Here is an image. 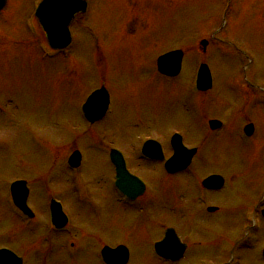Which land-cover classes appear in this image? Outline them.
<instances>
[{
  "label": "rangeland",
  "instance_id": "1",
  "mask_svg": "<svg viewBox=\"0 0 264 264\" xmlns=\"http://www.w3.org/2000/svg\"><path fill=\"white\" fill-rule=\"evenodd\" d=\"M40 1L8 0L0 14V194L11 179L38 172L27 171L35 164L48 179L37 193L53 191L57 180L68 173L60 163L68 147L83 151L96 145L84 131L80 105L90 90L104 85L111 98L106 123L118 135L145 132L146 126L135 131L136 122H147L155 134L158 128L178 129L187 147H202L196 173L224 172L229 183L223 194L213 195L221 211L211 216L198 211L200 218L195 220L198 214L193 206L184 203V214L178 200L167 201L175 196L177 184L195 188L196 181L177 176L169 187L167 176L154 169L150 180L155 188L145 212L121 208L135 213L134 217L117 218L131 253L129 264H230L231 255L220 249L230 248L233 240L223 243L222 233L213 239L204 234L206 243L200 240L203 234L199 238L196 231L188 230L207 247L189 250L178 263L158 259L152 243L146 242L156 238L166 220L177 226L179 217L185 224L181 230L208 225L238 237L242 217L232 207L239 205H246L247 225L259 227L252 237L253 248H263L264 222L255 217L251 223V211L257 203L264 205L259 201L264 200V0H87L88 12L71 29L72 52L57 56L43 53L39 46L45 40L34 21ZM201 39L209 42L204 54L196 50ZM174 49L187 53L183 73L168 80L156 73L155 64L159 54ZM200 63L208 64L213 79L212 91L202 97L190 79ZM207 118L221 120L223 130L211 134ZM234 119L252 122L254 136L242 138L241 123ZM120 138L117 145L124 146L126 141ZM53 148L61 150L63 157L51 165ZM95 151L83 154L76 176L68 174L73 193L88 197L75 209L99 216L101 197H110L108 187L114 176L104 155ZM114 210L115 203L107 205L113 223L122 214L117 206ZM87 249L81 257L92 264L95 250ZM247 252L245 259L232 264H261L257 250Z\"/></svg>",
  "mask_w": 264,
  "mask_h": 264
},
{
  "label": "flooded vegetation",
  "instance_id": "2",
  "mask_svg": "<svg viewBox=\"0 0 264 264\" xmlns=\"http://www.w3.org/2000/svg\"><path fill=\"white\" fill-rule=\"evenodd\" d=\"M212 89L206 92H199L198 94L200 97L208 95ZM110 107L111 99L104 117L100 121L87 124L84 129L87 136L96 137L94 142H97L98 145L93 147V149L97 148L98 151H95L94 153L98 152L99 154L102 153L104 155L107 165L110 166L112 171V176H114L113 179L111 178V189L110 186L108 187L109 193L107 195H110V197H101V205L103 207L100 212L101 214L99 216H93L84 210L75 209L76 206L88 202V197L85 193H73V186L71 187L70 183L71 176L68 174L70 173L71 175L76 176V173L83 163V154L90 151L80 150L79 153L81 159L79 166L78 168H72L68 163V159L70 155L76 151V148L68 147L70 150L65 153L64 157L61 154V150H55V148H53L49 163L53 165L58 156H60L61 159L63 157L60 162L61 166L65 171H68V173H65L57 180V184L53 185V191L50 193H37L38 186H41V183L46 184L48 179L40 174V170L37 168L39 165L35 164L27 171L30 173L34 171L38 172L29 176L23 174L21 177L11 179L8 184L10 185L15 181L23 182V186L26 191L22 190L20 193V206L14 204L12 195L6 192V190L5 193L0 194V264H85V258L81 257V254L84 253L85 250H88L87 248L90 246L93 250H95L92 264H105L100 257V251L104 248L126 249V264H129L131 260V253L127 245H125L122 240V234L118 230V228L121 227V222L120 219L117 220V218L123 217L127 219L134 217L133 215L135 213L127 214L121 208L129 211L135 209L138 213L145 212L146 201L149 200L147 198L155 188L154 183L150 180L154 169H156L163 176H167L166 180L168 181L167 185L169 187L173 186L170 181L177 176H181L180 179L189 177V181H196L195 188L177 184V187L173 188L175 196L169 197L170 200L167 201L172 202L178 200L184 214H186L184 203L193 206L194 212L197 214L198 211H201V213H209L208 207L210 206L219 208V206L215 203V197L213 195H218L220 193L223 194L229 186V183L227 178L223 175L227 182L226 184L224 183V187L220 190H209L202 186V175H198L196 173V170L198 169L197 165H199L197 157L200 154L202 147H187L184 143L183 137L181 136L182 142L187 148H196L194 158L189 167L183 172L175 175L167 174L164 170V164L172 155L171 137L175 134H180V131L178 129L172 130L170 128L163 127L156 129L155 134L153 131L148 130L147 122H136L133 123L135 131L138 130V127L146 126V128H144L145 132L139 131L137 134H132L127 137H125L126 135H118L113 126H108L106 123ZM243 121L241 119L233 120V122H237L238 125L242 123V125L239 126V132L241 134L244 133V128L246 127V122L243 124ZM223 128L224 124L222 122L220 129L210 132L211 134L217 133L218 131L223 130ZM106 135H110L111 138L108 140ZM120 136L124 137L122 139L126 141L124 146L117 145L118 139H121ZM148 140H154L160 144L162 159L152 158L142 154V146L144 142ZM111 150H117L121 154L128 173V175L124 178V183L126 186L130 184L127 188L133 195H135L134 199L126 198L118 189L114 187L116 171L110 161L109 153ZM154 152H147V154L150 155ZM140 172L142 173L140 174ZM215 173L219 174L218 171ZM47 174L49 173L46 172L45 176ZM132 177L137 178L139 180L138 182L142 185L139 183L131 184L133 180ZM56 190H58L59 193L58 191L56 192ZM196 191H200L201 194L203 192L204 197L202 196L203 194L198 196ZM110 203H115L114 213L116 211V206L122 211V214L116 215L117 217L114 223L112 222V218H110L112 211H107V205ZM232 208L234 212L236 210L239 212L238 213L236 211L238 218L242 217L237 229L238 233H240V236L238 237L232 235L227 229L218 231L215 230L214 227L210 226L200 227L198 225H192L187 230H181L185 227V224L183 222L184 219L179 217L177 226L171 224H175L176 222L166 220L163 228L156 235V238L154 237L146 243L148 246L152 243L151 247H154V244L162 240L165 231L167 229H172L180 243L185 246L181 257V259H183L189 250L196 247H202L203 244V247H207V239L204 238V234H211L213 239V237L222 233V242L237 239V243H234L232 251L234 252L235 249H238L240 254H244L243 257L245 259L247 245V243H245L246 234L249 233V230L247 231L246 226L243 225L246 214V205H239ZM220 211L221 210L219 208L214 211L212 215H216ZM173 213H175V210ZM199 215L200 213L195 220L200 218ZM98 228L100 231H98ZM190 229L196 231L199 238L203 234L200 240H203L206 243L198 241L199 238L196 237L194 233L188 231ZM107 230H109V232L106 233L105 231ZM241 234L243 235L241 236ZM224 250L225 249H222V251ZM119 259L120 258L118 256L117 260ZM181 259L175 263L180 262ZM167 263L171 262L167 261Z\"/></svg>",
  "mask_w": 264,
  "mask_h": 264
},
{
  "label": "water",
  "instance_id": "3",
  "mask_svg": "<svg viewBox=\"0 0 264 264\" xmlns=\"http://www.w3.org/2000/svg\"><path fill=\"white\" fill-rule=\"evenodd\" d=\"M6 1L7 0H0V11L5 7ZM85 9L86 3L84 0H43L39 5L35 16L43 28L50 47L54 49H63L69 44L70 38L68 26L74 16L83 12ZM181 57L182 53L176 51L159 58L158 68L160 72L169 76L177 75L180 70ZM197 86L201 89H206L210 86V76L206 66H202L199 70ZM94 98V95L91 96L89 101ZM215 124L216 123L211 124V127L213 128ZM153 144L154 143L146 144L144 150L147 151L150 145ZM191 155L192 152H188L181 148L179 144V147H176L175 154L169 162V167H167L169 172L173 173L186 168ZM221 184L222 179L218 176H211L203 182L204 186L210 188H218Z\"/></svg>",
  "mask_w": 264,
  "mask_h": 264
}]
</instances>
